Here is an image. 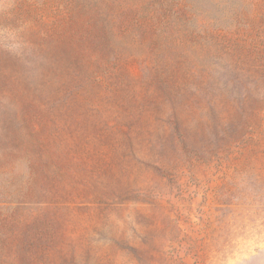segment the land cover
<instances>
[{"label":"rangeland","instance_id":"374dc122","mask_svg":"<svg viewBox=\"0 0 264 264\" xmlns=\"http://www.w3.org/2000/svg\"><path fill=\"white\" fill-rule=\"evenodd\" d=\"M261 227L264 0H0V264H220Z\"/></svg>","mask_w":264,"mask_h":264},{"label":"clouds","instance_id":"9594fccd","mask_svg":"<svg viewBox=\"0 0 264 264\" xmlns=\"http://www.w3.org/2000/svg\"><path fill=\"white\" fill-rule=\"evenodd\" d=\"M264 264V227L250 228L231 241V248L220 264Z\"/></svg>","mask_w":264,"mask_h":264}]
</instances>
